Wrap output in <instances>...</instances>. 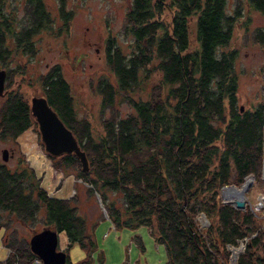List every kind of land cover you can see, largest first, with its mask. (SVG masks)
Instances as JSON below:
<instances>
[{
	"label": "trees",
	"instance_id": "1",
	"mask_svg": "<svg viewBox=\"0 0 264 264\" xmlns=\"http://www.w3.org/2000/svg\"><path fill=\"white\" fill-rule=\"evenodd\" d=\"M23 1L26 23L18 26L0 0V64L5 66L31 62L37 52L32 37L53 27L43 0ZM65 1L57 0L61 27L55 36L68 29L72 17ZM248 3L264 14V0ZM165 11L167 22L161 17ZM240 16L239 7L227 11V0H131L123 25L131 52L123 54L108 39L106 61L114 83L102 78L96 85L102 109H112L120 98L127 99L131 111L103 119L100 132L77 116L58 64L35 79L40 95L85 153L88 170H82L74 153L49 155L57 160L51 165L86 182L88 191L100 196L114 229L147 227L163 245L167 264H229L226 246L235 247L242 239L245 247L235 264H264V214L250 203L235 209L220 196L223 186L259 179L264 158V101L251 110L237 105L236 51L219 49L228 45ZM254 39L264 44V29H256ZM148 85L145 99L128 96ZM3 96L0 139L29 148L34 138L40 139L30 101L19 89ZM41 161L32 166L38 175L47 171L44 189L67 197L64 188L56 190L52 168L43 157ZM44 189L32 169L18 165L12 170L0 161L1 248L7 250L0 264L39 261L28 239L13 227L18 224L33 234L40 231L37 223L63 232L69 245L76 243L85 252L79 264H91L96 243L77 213V199L50 197ZM200 215L207 227L201 226ZM64 252L66 264H71Z\"/></svg>",
	"mask_w": 264,
	"mask_h": 264
},
{
	"label": "rangeland",
	"instance_id": "2",
	"mask_svg": "<svg viewBox=\"0 0 264 264\" xmlns=\"http://www.w3.org/2000/svg\"><path fill=\"white\" fill-rule=\"evenodd\" d=\"M130 2L131 0H66L65 9L72 12V17L68 29L62 31L59 36H55L56 30L61 27L58 2L43 0L45 8L50 11V17L54 20L53 27H47L32 37L36 43L37 52L33 58H30L31 62L21 60L18 64L19 68H16L18 65L14 61L7 66L0 64V69L6 70L5 93L19 89L28 101L32 96H41V88L35 80L36 77L46 73L52 65L58 64L70 85L77 116L89 121L95 132L101 131L103 119L112 118L115 114L118 118L126 116L131 111L127 99L122 101L118 98L112 109H102L101 96L96 91V85L102 78L114 83L115 77L106 61L108 39H112L114 45L123 54L131 52L132 41L129 36L126 37L123 34L125 14ZM237 7L241 16L233 23L232 36L228 45L220 46L219 49L236 51L234 66L238 75L237 105L242 110H251L259 102L264 101V44H259L254 39L255 30L264 29V14L253 9L248 0H227L228 12L232 13ZM3 8L5 13L14 17V22L18 26L26 23L27 14L23 0H5ZM161 17L167 22L170 17L169 12H163ZM14 68H16L15 71ZM7 69H11L9 73ZM7 81L8 86H6ZM148 93L149 85L141 86L135 92H129L128 96L145 99ZM39 141L34 138V143L26 148L13 140L0 139V161L12 170L18 165L32 169L39 180V186L44 189L42 183L47 171L38 175L32 166V164H41L43 157L45 166L52 168L50 180L55 182L56 190L64 188L69 195L67 197L51 196L44 190L50 197L76 198L77 213L85 219L91 230L96 243L91 264H167L163 245L154 241L147 227L114 229L105 216L96 193L89 192V185L74 175L66 177L62 171H56L51 163L57 160L52 161L50 154L44 150L43 143L41 145ZM4 149L8 150L6 161L1 158ZM58 173L61 175L57 176ZM263 193L264 178L261 164L260 178L254 180L252 177L251 184L245 192L246 203L253 205L257 197ZM203 218V216L199 217L200 224L203 223ZM205 221L206 223L203 224L207 227L208 221L206 219ZM13 227L20 232L21 236L29 240L32 235L30 231L18 224H14ZM35 228L42 230V224L37 223ZM1 234L0 261L7 254V250L2 249L4 247L1 245ZM245 242L246 239L243 242L244 247ZM58 248L67 250L71 264H79L86 257L78 244L67 243L63 232L58 233ZM229 249V256L233 261L236 256L234 252H231L230 247ZM235 251L237 252L238 249Z\"/></svg>",
	"mask_w": 264,
	"mask_h": 264
},
{
	"label": "water",
	"instance_id": "3",
	"mask_svg": "<svg viewBox=\"0 0 264 264\" xmlns=\"http://www.w3.org/2000/svg\"><path fill=\"white\" fill-rule=\"evenodd\" d=\"M5 79L6 70L0 69V97L5 95ZM30 111L37 123L44 150L53 156L74 153L80 160L82 170L87 171L88 163L85 153L79 149L72 132L48 104L45 97L32 96ZM1 158L3 161L8 159L7 149L2 150ZM251 181L252 177L247 178L238 187L234 185L223 186L220 191L221 198L223 201L229 202L235 209L244 210L247 204L245 192L248 190ZM96 196L103 209L100 196L98 194ZM103 211L105 213L104 209ZM28 244L31 252L37 256L41 264H66V253L58 248V233L55 230L44 228L38 232H34L30 236ZM237 256L233 259L232 264H235Z\"/></svg>",
	"mask_w": 264,
	"mask_h": 264
},
{
	"label": "built area",
	"instance_id": "4",
	"mask_svg": "<svg viewBox=\"0 0 264 264\" xmlns=\"http://www.w3.org/2000/svg\"><path fill=\"white\" fill-rule=\"evenodd\" d=\"M262 177L264 178V159H263V161H262ZM251 207V209L252 210H254V211H258V212H261V213H263L264 214V193L263 194H261L260 196H258L257 197V200H256V203H254L253 205H251L250 206ZM200 216H203V215H200ZM199 216V217H200ZM198 217V218H199ZM204 217V216H203ZM202 222L203 223H206V221H205V218H203L202 219ZM203 223H201V226L203 227V226H205ZM263 227H264V224H263ZM245 241V239H242V240H240L239 241V244H238V246H242V249L240 250L241 252L243 251V249H244V244H243V242ZM227 247V249H229V247L231 248V247H233V246H230V245H227L226 246ZM236 247V246H235ZM229 251H230V249H229ZM232 253H233V251H231ZM240 252V253H241ZM239 253V254H240ZM237 256V255H236ZM238 257V256H237ZM237 259V258H236ZM236 261V260H235ZM40 263V262H39ZM41 264V263H40ZM229 264H232V259H230V256H229Z\"/></svg>",
	"mask_w": 264,
	"mask_h": 264
},
{
	"label": "bare ground",
	"instance_id": "5",
	"mask_svg": "<svg viewBox=\"0 0 264 264\" xmlns=\"http://www.w3.org/2000/svg\"><path fill=\"white\" fill-rule=\"evenodd\" d=\"M231 249H232V251L234 252V256H236V255H238V253L240 252V249H242V246H238V247H231ZM238 249V251L236 252L235 250H237ZM235 258V257H234ZM34 264H40L39 263V261H36V262H34Z\"/></svg>",
	"mask_w": 264,
	"mask_h": 264
},
{
	"label": "crops",
	"instance_id": "6",
	"mask_svg": "<svg viewBox=\"0 0 264 264\" xmlns=\"http://www.w3.org/2000/svg\"><path fill=\"white\" fill-rule=\"evenodd\" d=\"M63 247V246H62Z\"/></svg>",
	"mask_w": 264,
	"mask_h": 264
}]
</instances>
